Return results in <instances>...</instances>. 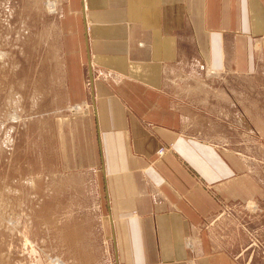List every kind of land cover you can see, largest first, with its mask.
Instances as JSON below:
<instances>
[{
	"label": "crops",
	"instance_id": "crops-1",
	"mask_svg": "<svg viewBox=\"0 0 264 264\" xmlns=\"http://www.w3.org/2000/svg\"><path fill=\"white\" fill-rule=\"evenodd\" d=\"M66 14L70 101L56 116V156L62 169L95 173L117 263L240 264L235 244L216 239L227 237L217 217L260 187L237 152L190 134L170 88L188 87V45L215 79L196 80L197 93L256 76L264 0H69ZM231 87L215 98L248 117L247 93ZM80 103L83 114L69 112Z\"/></svg>",
	"mask_w": 264,
	"mask_h": 264
},
{
	"label": "rangeland",
	"instance_id": "rangeland-1",
	"mask_svg": "<svg viewBox=\"0 0 264 264\" xmlns=\"http://www.w3.org/2000/svg\"><path fill=\"white\" fill-rule=\"evenodd\" d=\"M67 7L69 0H0V264H118L95 173L62 169L56 156V116L70 101ZM186 49L191 61L179 73L188 87L170 89L190 134L237 152L261 190L217 217L227 237L216 239L231 251L235 244L240 264H264V62L250 79L226 78L215 94L197 93L196 80L215 79ZM228 86L247 93L248 117L215 98ZM80 104L83 112H69L83 114L89 104Z\"/></svg>",
	"mask_w": 264,
	"mask_h": 264
},
{
	"label": "bare ground",
	"instance_id": "bare-ground-1",
	"mask_svg": "<svg viewBox=\"0 0 264 264\" xmlns=\"http://www.w3.org/2000/svg\"><path fill=\"white\" fill-rule=\"evenodd\" d=\"M86 107V105H77V106H74L73 107V110H74V112L75 113H81V112H83L82 110H85L84 108ZM72 110V111H73ZM162 150V149H161ZM160 150V151H161ZM163 155V154H162Z\"/></svg>",
	"mask_w": 264,
	"mask_h": 264
},
{
	"label": "built area",
	"instance_id": "built-area-1",
	"mask_svg": "<svg viewBox=\"0 0 264 264\" xmlns=\"http://www.w3.org/2000/svg\"><path fill=\"white\" fill-rule=\"evenodd\" d=\"M163 151H160V153L159 154H161Z\"/></svg>",
	"mask_w": 264,
	"mask_h": 264
}]
</instances>
